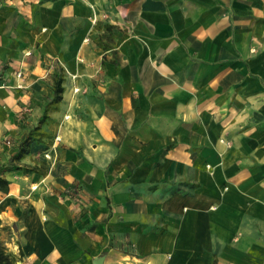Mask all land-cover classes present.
<instances>
[{"label": "crops", "instance_id": "1", "mask_svg": "<svg viewBox=\"0 0 264 264\" xmlns=\"http://www.w3.org/2000/svg\"><path fill=\"white\" fill-rule=\"evenodd\" d=\"M0 178L15 264H264V0H0Z\"/></svg>", "mask_w": 264, "mask_h": 264}, {"label": "trees", "instance_id": "2", "mask_svg": "<svg viewBox=\"0 0 264 264\" xmlns=\"http://www.w3.org/2000/svg\"><path fill=\"white\" fill-rule=\"evenodd\" d=\"M64 74L62 71H59L54 75L52 83V94L48 98L47 103L45 104L44 111L39 117V121H43L47 117V112L51 109H54L55 105L60 101L62 97ZM37 126L30 129L25 140L21 141L18 145V150L14 155L15 158H20L24 153L27 152L28 145L34 140V135L37 132ZM14 168L20 169V166H14ZM6 181L0 178V183H5ZM104 252V251H103ZM0 264H15V262L10 258V256L5 252L3 246L0 245Z\"/></svg>", "mask_w": 264, "mask_h": 264}, {"label": "water", "instance_id": "3", "mask_svg": "<svg viewBox=\"0 0 264 264\" xmlns=\"http://www.w3.org/2000/svg\"><path fill=\"white\" fill-rule=\"evenodd\" d=\"M92 264H104V254H100L95 257L92 261Z\"/></svg>", "mask_w": 264, "mask_h": 264}, {"label": "built area", "instance_id": "4", "mask_svg": "<svg viewBox=\"0 0 264 264\" xmlns=\"http://www.w3.org/2000/svg\"><path fill=\"white\" fill-rule=\"evenodd\" d=\"M17 75H20V72L17 73ZM78 88H75V91H77ZM58 137L56 136L55 139H57ZM45 156L46 157H49V153L48 152H45Z\"/></svg>", "mask_w": 264, "mask_h": 264}]
</instances>
